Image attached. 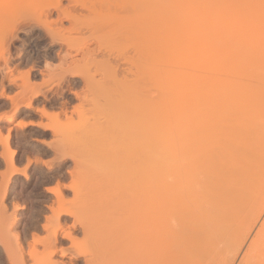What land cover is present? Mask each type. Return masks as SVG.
I'll return each instance as SVG.
<instances>
[{
  "label": "rangeland",
  "instance_id": "374dc122",
  "mask_svg": "<svg viewBox=\"0 0 264 264\" xmlns=\"http://www.w3.org/2000/svg\"><path fill=\"white\" fill-rule=\"evenodd\" d=\"M221 21L236 27L229 32L239 47L244 46V39L253 41L243 47L246 50L264 44V0H0V264H72L73 258H93L96 248L112 242L127 253L122 259L125 264L162 263L156 254L149 261L138 259L155 248L145 232L151 229L153 218L162 230L178 225L181 216L140 209L147 200L137 194L142 182L135 184L133 175L129 176L133 156L126 154L133 144V83H167L166 69L175 73V80L193 87L201 78H212L207 68L194 66L192 56L198 45L211 43V33L224 25ZM63 39L71 45L63 44ZM166 48L172 52V58L167 56L170 61L165 58L163 63L162 55L158 64L146 60L151 49L166 54ZM63 58L74 62V69L82 73L119 64L115 76L123 80L119 90L123 95L110 104L98 86L87 88L81 76L60 80L62 73L72 69ZM212 58L205 63L210 64ZM99 73L95 79L102 78ZM159 87L152 95L166 105L170 93ZM182 91L173 96L177 110L190 104V93ZM189 195L178 200L180 205L190 201ZM247 195L234 200L216 192V197L205 201L250 206L242 229L234 234L225 230L227 244L221 252L208 253L205 247L210 242H204L197 256L190 254L181 261L177 253H170L166 264H263L264 200ZM130 197L132 229L119 234L113 211L125 209L121 205ZM172 203L177 201L152 206ZM92 223L98 231L91 235L89 230L87 235L83 227ZM69 232L75 234L76 244L63 241ZM52 241L58 252L51 257ZM62 250L69 252L66 257Z\"/></svg>",
  "mask_w": 264,
  "mask_h": 264
},
{
  "label": "bare ground",
  "instance_id": "6f19581e",
  "mask_svg": "<svg viewBox=\"0 0 264 264\" xmlns=\"http://www.w3.org/2000/svg\"><path fill=\"white\" fill-rule=\"evenodd\" d=\"M43 11L46 13L45 15L51 14L50 10ZM66 16L68 15L66 14ZM221 22L224 24L222 28L211 33V43L206 46L198 45L194 50V55L191 54L193 61L189 59L198 70L207 68L209 72H212V78H201L198 80L199 85L193 87L191 83L181 84L175 80V73L166 69L163 77H168L166 79H169V83L165 82L162 83L163 85H159L158 80H145L141 86L137 82L133 83V144L126 150V154L133 156V165L130 167L131 174L129 176L133 175L134 182L137 181L135 184L142 182L139 184L140 188H136L137 194H139V198L147 200L145 205L140 203L143 206L140 209L143 212L152 211L153 214L161 211L163 213L171 212L174 217L181 216L178 225L162 230L158 228L157 222L154 223L155 218H153V225L147 234L145 232V237L155 248L148 256H138L142 262L143 260L149 261L151 259L149 257L156 254L161 257V264H166L170 253H177L179 259L184 261L190 254L197 256V250H200L204 242H210L205 247L208 253L221 252L227 244L228 233H224L225 230L229 229L230 233L234 234L237 230L242 229L244 223H247L246 219L242 218L246 215V210H250V206L249 203L238 205L235 201L229 202L227 205H222L220 202L216 204L206 203V200L216 197V192L218 195L232 196L234 200L243 194L264 200V44L256 43L253 44V48L246 50L243 47L251 45L253 41L244 39V46L239 47V42L231 34L232 31L229 32L230 28L236 27ZM64 41L71 42L63 39V44ZM68 43L65 44L68 45ZM170 47L173 46L169 44ZM167 48L166 54L164 52H160L161 54L152 52L153 49H151V52L147 53L146 60L148 59L149 61H147L152 65L158 64L162 62L159 59L162 55L163 63L170 61L172 48L170 50ZM168 52L171 53V56L168 55ZM211 56L213 60L207 65L205 59ZM92 58L90 60H93ZM66 62L70 63L63 58V63ZM248 64H252V66L247 67ZM70 65L72 69L62 73L60 80L69 75L81 76L87 88L98 86L106 99L113 102L110 104H114L118 100L117 98L123 95V92L122 95L119 92L124 84L123 80L121 81L116 77L119 64H115L116 66L110 64L112 67L115 66L113 69L110 67L111 71L109 67H105L103 70L96 69L98 71L95 70V73L97 75V72L100 71L101 75L100 73L98 75L102 77L101 79H95V73H92L91 70L87 71L88 74L77 71L74 69V62ZM163 68L165 69V67ZM27 74L30 73L27 72ZM118 80L122 83H119L120 81L119 84L116 83ZM114 82L117 86H113ZM173 82L176 89L173 88ZM159 86L165 87L168 90L167 93H170H168L170 97L167 99L169 107H167V101V106L163 105L162 102V104L160 103L161 100L158 102V99L152 95ZM92 88L91 90H93ZM175 90H185L186 93H190L188 94L190 96L188 107L187 105L182 106L183 108L179 107L177 110L178 105L175 104L176 101L173 97L176 95L175 92L177 93ZM77 96L80 98L81 95L77 94ZM172 109L175 112L170 114ZM44 112L46 111L43 110L42 113L44 114ZM181 183L190 185L180 187L179 184ZM221 183L235 185L220 187L217 190L215 186ZM134 193L136 192L134 191ZM185 193L190 194V201L185 205H180L178 200ZM129 199L127 202H125L126 200L123 201L124 204L121 205L122 207L124 205L125 209L113 211L114 218L112 220H115H113L116 224L115 232L119 234L129 230L132 225L133 208H131V204L133 199L131 197ZM118 200L121 201L122 199ZM169 200L177 201V203L152 206L157 202L165 203ZM256 202L258 204L259 201ZM220 213L226 217L218 218ZM60 215L59 213V217ZM91 225L84 226L83 224L86 227H83L84 232H88L87 235L90 233L93 235L96 231L97 225L93 223ZM132 231L128 232L131 234ZM186 232L188 235H185ZM74 235L72 232L65 233L63 241H70L74 244L77 240ZM57 240L58 237L55 235L54 242L57 243ZM54 242L53 248L56 246ZM103 245L101 247L96 246L98 249L96 248L93 258L88 260L86 258V260L73 258L72 264L126 263L122 259L127 256H125L127 253L119 250L116 243ZM57 252L58 250L54 248L50 256L56 255ZM60 252L63 257L69 253L66 250ZM130 260L133 263V255ZM262 262L264 264V253ZM51 264H64V262Z\"/></svg>",
  "mask_w": 264,
  "mask_h": 264
}]
</instances>
